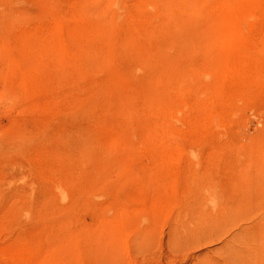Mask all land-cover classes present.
Listing matches in <instances>:
<instances>
[{
    "label": "rangeland",
    "instance_id": "1",
    "mask_svg": "<svg viewBox=\"0 0 264 264\" xmlns=\"http://www.w3.org/2000/svg\"><path fill=\"white\" fill-rule=\"evenodd\" d=\"M45 1L0 0V18L20 12L28 18L16 24L11 41L19 30L51 27L52 13L42 12ZM52 1L69 18L65 26L83 29L76 22L79 0ZM121 7L134 13L137 2L124 0ZM154 12L150 7L139 17L134 14V23L120 27L118 22L95 41L111 43L128 32L144 38L134 26ZM241 24L247 30L250 22ZM255 24L244 39L262 42L264 58V14ZM3 35L0 28V39ZM117 45L110 47L116 54L121 53ZM229 50L234 56V47ZM8 55L0 56V65ZM45 62L63 68L51 58ZM157 62L128 72L130 63L120 61V69L125 80L171 85L168 78L155 83L149 78ZM77 71L71 67L73 74L62 79L70 88L62 95L30 91L0 101V264H19L17 245L37 244L47 217L68 219L59 235L65 251L55 250L51 264H247L254 253L264 264V63L244 77L234 71L215 78L219 94L205 99L206 111L194 103L196 94L185 90V112L162 117L147 111L131 120L102 108L103 103L84 109L105 99L108 92L101 84L109 73L92 71L96 89L90 91ZM125 84L118 86L128 90ZM11 85L24 87L17 81ZM148 134L151 140H145ZM82 136H88L85 145L78 142ZM80 146L89 152L69 157ZM158 179L175 186L163 201L152 188ZM109 232L112 256L90 247L87 240ZM84 247L91 249L78 255Z\"/></svg>",
    "mask_w": 264,
    "mask_h": 264
},
{
    "label": "bare ground",
    "instance_id": "2",
    "mask_svg": "<svg viewBox=\"0 0 264 264\" xmlns=\"http://www.w3.org/2000/svg\"><path fill=\"white\" fill-rule=\"evenodd\" d=\"M123 1L79 0L76 22L82 24L83 29L80 26L76 29L65 26L69 18L59 10L54 1L46 0L42 5V12L52 13L51 27L48 26L43 31L19 30L12 41L10 35L15 32L16 24L28 21L26 13L0 18V28L4 33L0 39V56L9 54L4 64L0 65V101L8 100L10 95L27 96L30 91H38L47 97H52L54 91V95L69 92L70 88L63 86L62 79L73 74L70 72L73 66L79 68L76 76L88 81L89 90L92 91L96 89L91 86V82L96 79L92 71L104 68L109 76L101 86L109 95L103 101L96 100L92 107L84 109L96 110L97 105L103 103L102 108L120 113L128 120L132 119L133 114H137L138 118L140 113L147 111L166 117L171 112L186 111L187 107L182 101L183 91L194 92V103L201 104L203 111H206L202 104L205 99L219 94L215 78L231 77L234 71L244 77L249 68H256L264 63L262 42L244 39V32L252 33L253 28L257 27L255 22L259 20V15L264 14V0H136L137 8L134 13L122 10ZM150 7L155 12L146 15L143 23L134 26L144 31V38L128 32L111 43L95 41L105 31L113 29L118 22L120 27L130 25L134 21L131 16L135 14L134 16L139 17ZM230 8L235 11H230ZM242 20L250 22L247 30L241 24ZM217 43L220 44L219 47H216ZM112 45H117L121 53L112 52ZM230 47L235 49L234 56L230 54ZM13 50L18 51V54L15 55ZM80 51H84V55ZM47 58L61 63L63 68H50L45 62ZM156 58L160 59V63L157 62L151 69L149 78L154 83L168 78L171 85L155 83L147 86L145 83L125 80L126 72L120 69V61L130 63L131 69L127 70L130 72L145 68ZM13 81L22 83L24 87L12 88ZM121 82H126L128 90L118 86ZM74 109L82 110L80 107ZM147 127L154 129L150 128V124ZM82 137L78 142L85 145L88 136ZM151 137L148 134L145 140H151ZM87 151V147L80 146L69 157H80ZM173 187L175 186L169 179H158L152 184L161 201ZM88 188L80 189L85 192ZM209 200L214 202L215 196L210 195ZM67 221L68 219L48 220V217L43 219L39 226L38 243L26 245L21 242L17 245L19 264H25L23 259L26 260L27 255L29 264H51L55 250L65 251V243L59 235ZM257 238V235L251 236L252 240ZM111 241L110 232L105 236L97 233L94 240H87L90 247L101 251L104 249L102 252H108L109 256H112L108 245ZM90 249L84 247L77 253L81 255V251ZM257 257L256 253L249 256L247 264H258Z\"/></svg>",
    "mask_w": 264,
    "mask_h": 264
}]
</instances>
